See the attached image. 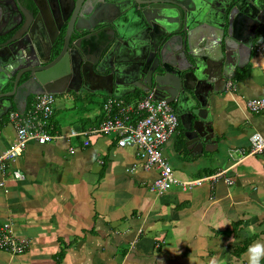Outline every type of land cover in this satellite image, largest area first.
<instances>
[{
    "label": "crops",
    "instance_id": "1",
    "mask_svg": "<svg viewBox=\"0 0 264 264\" xmlns=\"http://www.w3.org/2000/svg\"><path fill=\"white\" fill-rule=\"evenodd\" d=\"M252 52L232 79L234 90L210 107L216 148L198 151L177 129L161 146L174 177L199 178L226 168L230 183L219 177L156 194L148 184L157 171L143 169L136 148L118 147L114 134L29 141L7 170L24 179L7 178L0 187V223L10 221L28 245L17 255L0 249V264H248L249 246L264 244V149L236 164L227 151L248 150L252 133L264 138V111L251 113L244 106L245 99L264 96V50ZM98 92L103 100L108 96ZM53 113L48 130L61 134L103 119L102 106L67 126ZM4 125L0 152L14 137L12 125Z\"/></svg>",
    "mask_w": 264,
    "mask_h": 264
},
{
    "label": "water",
    "instance_id": "2",
    "mask_svg": "<svg viewBox=\"0 0 264 264\" xmlns=\"http://www.w3.org/2000/svg\"><path fill=\"white\" fill-rule=\"evenodd\" d=\"M0 1L3 2V5L0 4V12L2 13L0 27L10 25L3 31H0V36L8 30L15 29L9 39L4 43H0V122H3L2 118L9 110L18 109L22 111L24 109L28 95L32 96L40 93L59 95L69 92L63 86L69 80L67 73L70 67H73L72 54L81 53L85 56L82 40L79 38L71 39V35L87 31L86 36L89 37L94 33L90 28L100 23L94 21L93 17L95 15L92 14L90 19H87V27L78 26L77 23L69 27V23L66 22L67 15L64 17L65 15L61 8L62 3H60L58 11H56L49 0H46L44 5L41 2H37V0H32L36 9L34 14L23 13L21 11L23 9L20 10V6L12 0L11 5L13 6V10L5 7V0ZM172 1L175 3L173 4L176 7L175 11L168 9L156 16L144 12L142 18H140L151 24L159 22L165 29L169 27L166 29V32H171L174 27L173 25L179 24L180 32H183V35H179L180 39L176 41L175 45L171 44L170 37L159 45V58L155 57L156 66H159L164 74L168 73L171 76H175L178 83L177 88L184 91L189 101L193 102L190 118L186 120L185 125L182 124V128L185 130L184 136L187 139L185 143L191 144L198 151H212L217 146V139L211 124L212 114L210 113V107L226 91L225 82L233 77L234 67L241 68L250 60V50L252 40L255 37V30L259 26L258 24L264 22V0H247L245 8L238 6L237 3L234 4L227 16L225 28L222 26L221 17H218L215 11L212 10L216 9L219 11L211 3V0ZM235 9L239 13L240 18L238 19L230 17V13ZM75 11H78L76 6L73 8V5H71L69 14L73 16L76 13ZM92 11L94 12L95 10ZM61 18H63L62 22L57 24V21ZM219 21L220 23H218ZM248 22H256V25L251 26L247 31L246 25ZM106 23L112 28V32L108 30L111 33V38L103 41V49L101 48L102 57L92 63L95 72H92L89 67L92 74L96 77L86 79L81 72L79 77L71 79L78 83V89H73V91L79 94L83 91V86H85L86 82L91 84L97 83L95 87L86 88L89 93L103 91L108 96L121 98L128 92H121L120 89L127 83L124 77L129 75L128 65L132 63L129 64L131 60H125L118 55L119 51L116 49V40L123 39L120 28L113 22ZM35 24L42 28L43 31H47L49 26H54L59 30L61 25H65L66 29L62 37V47L59 53L61 58L56 59L50 65L38 68L34 67L31 69L28 64L26 65L28 67L24 66L25 69L23 71L28 72V75L27 79L19 85L21 88L19 96V91H16V85L20 72H17L19 67H15V63L20 58H28L27 50L29 49V45L34 50L33 55L36 58L38 57L39 52L34 48L32 42L28 40ZM20 27L24 28L21 37ZM195 28L202 29L199 33L200 37L196 41L200 51L196 53L192 51L191 40L189 39V30ZM17 33L19 34L16 35ZM113 33L115 38L112 36ZM24 38L27 41H24ZM165 47L170 54L176 52L175 58L172 55H168L167 57L162 55V50ZM152 49L153 46L149 50ZM185 54L189 56V59L186 60ZM137 61L139 65V60ZM140 61L147 62V59H141ZM184 62L187 65H184ZM232 64L234 66L230 68ZM138 65L135 66L138 67ZM229 69L231 71L230 75H225ZM123 74L125 76L122 78ZM156 78L154 77L153 81L157 84ZM204 83L210 86V90L208 89L206 95L203 94L202 98L199 99L197 93L198 86L204 87ZM165 84L168 87H173L170 82H166ZM9 87L11 89L7 90ZM147 91L152 92L148 88L144 92ZM152 95L154 99H162V96H155L153 93ZM203 99L204 102H202Z\"/></svg>",
    "mask_w": 264,
    "mask_h": 264
},
{
    "label": "flooded vegetation",
    "instance_id": "3",
    "mask_svg": "<svg viewBox=\"0 0 264 264\" xmlns=\"http://www.w3.org/2000/svg\"><path fill=\"white\" fill-rule=\"evenodd\" d=\"M18 6H20V10L23 13L34 14L36 12L35 6L32 0H12ZM52 4L53 9L58 11L60 3H62V10L64 12V17H66V22L69 23V27L73 26L74 23H77L78 26L87 27L88 22L87 19H90L91 15L94 14L93 17L96 23H100L99 25H95L91 27L92 31L94 32L91 36L87 37V31H81L75 33V35H71V39L79 38L82 40V46L85 48V56L81 53H74L72 54V62L73 67H70L68 74L69 80L63 86L64 89H68L69 92L78 94L73 91V89H78V83L72 81L71 79H76L79 77L80 73H83V76L87 79L95 78L92 72H95L93 68V61L98 60L102 57L101 48L104 45L103 41L106 39L111 38V27L106 22H113L118 28H120V32L123 35V39L116 40V49L119 51L118 55L125 59L131 60L129 61L128 65L129 68V75L125 76L123 74L121 77L126 80V85L120 89L121 92L128 91L123 96L131 95V96H141L144 91L148 88L152 90V93L155 96H162V99L165 100L168 105L170 106L171 110L176 116V129L177 131H181L182 135L184 136L185 130L182 128V124H186V120L190 118V111L192 110L193 102H190L187 98V94L182 91L181 89L177 88V79L175 76H171L168 73L164 74L162 69L159 66H156L155 57L159 58V45L167 39L168 37L171 38V44L175 45L176 41L179 40V35H183V32H180L179 24H174L173 29L171 32H166V29L159 24V22L149 23L145 22L142 18L144 12L156 16L162 11L171 9L175 11V4L172 0H49ZM37 2H41L43 5L46 3V0H37ZM172 3V4H171ZM211 3L214 4L215 8H218L219 11L216 9H212L215 11L218 17H221L222 26L225 28L227 22V16L229 15L230 8L234 4H238L243 8L246 7L247 0H211ZM0 4L3 5V2L0 1ZM11 0H5L4 5L5 7L13 10V6L11 5ZM71 5L73 8H77L78 11L71 16L69 14ZM190 6V5H189ZM92 10H95L94 12ZM177 14V13H176ZM214 14V15H215ZM63 17V18H64ZM141 17V18H140ZM216 17V16H215ZM230 17L233 19L240 18L238 11L235 9L230 13ZM63 18H61L58 23H61ZM2 19V13L0 12V20ZM215 19V18H214ZM103 22V23H101ZM263 22V21H261ZM220 23V21L218 22ZM256 25V22H248L247 23V31L250 29L251 26ZM259 26L255 30V37L252 40V47L250 50V57L251 52L253 51L254 44L258 41L264 42V22L258 24ZM7 25L5 27H0V31H3L5 28L9 27ZM65 25H61L60 29L57 30L54 26H49V29L44 30L40 28L37 24L33 26L30 39L28 40L32 42L34 48L39 52L38 57L36 58L33 53L34 50L29 45L28 58L18 60L15 63V67H19L17 72H20L19 79L16 85V91L20 96V83L27 79L28 72H24V66L27 64L30 65V68H38L45 65H50L56 59H60L59 53L62 47V37L64 36L65 32ZM207 29V28H206ZM108 30L110 32H108ZM213 30V29H211ZM216 30V29H215ZM15 29L8 30L6 33L0 36V43H4L7 39L11 37L14 33ZM22 31L24 28L20 27V37L22 36ZM202 29H191L189 30V39L191 40V47L193 52L200 51V48L197 47L196 41L199 39V33ZM17 33L16 35H18ZM113 38L114 33H113ZM210 36V35H209ZM27 41L26 38L23 39ZM155 40V41H154ZM153 46L152 50H149ZM158 46V47H157ZM138 48V49H137ZM155 48V50H154ZM103 49V48H102ZM137 49V50H136ZM162 55L167 57L168 55L175 56L174 54H170L166 47L162 50ZM253 53V52H252ZM31 55V56H30ZM161 55V54H160ZM179 57V53H178ZM175 58V57H174ZM186 60L189 59V56L185 54ZM141 59H147V62H141ZM139 60V65L138 61ZM167 61V60H166ZM30 63V64H29ZM138 67H136L135 65ZM184 65L187 63L184 62ZM247 63L244 64L241 68L237 66L234 67V75L233 77L239 73L242 69L246 67ZM130 66V67H129ZM234 64L230 66L233 68ZM28 67V66H26ZM92 70H90V68ZM135 67V68H133ZM133 68V69H132ZM89 70V71H88ZM127 71V70H126ZM230 69L226 71L225 75H230ZM154 77L158 81L156 84L153 80ZM233 77L231 79L226 80L225 88L227 82L233 83ZM170 82L173 87H168L165 83ZM97 83H85L83 86V91L81 93H86L88 90L86 88L95 87ZM204 87L198 86V96L199 99L202 98L203 94L206 95V91L209 89L210 86L207 83L203 84ZM11 87L7 88L10 90ZM68 92V93H69ZM226 92H228L226 90ZM31 95L26 97V103L30 100ZM23 100V99H22ZM180 100V101H179ZM184 100V101H182ZM204 102V99L202 100ZM26 107V106H25ZM6 114L4 115V117ZM2 118V121L4 119ZM175 129V132H176ZM184 143L187 142V139L184 136ZM186 144V143H185ZM191 145V144H186Z\"/></svg>",
    "mask_w": 264,
    "mask_h": 264
},
{
    "label": "built area",
    "instance_id": "4",
    "mask_svg": "<svg viewBox=\"0 0 264 264\" xmlns=\"http://www.w3.org/2000/svg\"><path fill=\"white\" fill-rule=\"evenodd\" d=\"M264 50V42L254 44L253 51L260 53ZM226 90H234L232 83L227 82ZM54 95L40 93L32 95L28 105L22 111L12 109L6 113L8 122L14 129V137L10 144L0 152V187L7 178L23 180L24 176L17 170H8L9 164L19 157L29 141L44 144L57 138L86 137L91 134H114L118 147L134 146L136 155L142 162L145 170L154 168L157 172L148 184V189L160 194L171 187L179 190L198 186L203 181L213 182L222 177L223 181L230 183L224 176L225 169L204 177L192 179H178L172 175L171 168L161 153V146L171 138L176 129V116L168 103L163 99H154L152 92H144L134 100L126 101L123 98L107 96L102 103L103 119L95 127L84 130L69 128L66 133H55L48 130V120L53 112ZM246 110L251 113L264 111V96L247 98L244 101ZM81 145L88 144L87 139ZM249 149H228L231 164L242 161L245 157L260 153L264 149V138L259 133L248 136ZM71 150V148H69ZM28 240L17 236L13 232L10 221L0 223V249L11 255L22 253Z\"/></svg>",
    "mask_w": 264,
    "mask_h": 264
},
{
    "label": "rangeland",
    "instance_id": "5",
    "mask_svg": "<svg viewBox=\"0 0 264 264\" xmlns=\"http://www.w3.org/2000/svg\"><path fill=\"white\" fill-rule=\"evenodd\" d=\"M102 94L103 93L101 92H97L94 94L89 93L88 95L86 92V96L88 95V98H81L78 94L72 92L54 95L53 119L60 126H67L68 124L75 121V117L77 115L83 114L82 112L88 110L89 108H94L101 111V106L104 101L102 99L104 95ZM66 96H70V98L67 97L66 99ZM128 98H133V96L129 95ZM3 123L6 125V127L10 126L7 116L4 117Z\"/></svg>",
    "mask_w": 264,
    "mask_h": 264
},
{
    "label": "clouds",
    "instance_id": "6",
    "mask_svg": "<svg viewBox=\"0 0 264 264\" xmlns=\"http://www.w3.org/2000/svg\"><path fill=\"white\" fill-rule=\"evenodd\" d=\"M226 224H228V222H225L223 224H218L216 225V228H220ZM231 242H233V240ZM173 253L178 254L179 249H177V251H174ZM247 256H248V264H260L261 259H264V244L256 242L253 245L249 246L247 250Z\"/></svg>",
    "mask_w": 264,
    "mask_h": 264
},
{
    "label": "trees",
    "instance_id": "7",
    "mask_svg": "<svg viewBox=\"0 0 264 264\" xmlns=\"http://www.w3.org/2000/svg\"><path fill=\"white\" fill-rule=\"evenodd\" d=\"M124 98V100H126V101H129V100H134L135 99V97L133 96V98H128V97H123ZM137 98V97H136ZM29 103V102H28ZM28 103L26 104V105H28ZM25 105V106H26Z\"/></svg>",
    "mask_w": 264,
    "mask_h": 264
}]
</instances>
